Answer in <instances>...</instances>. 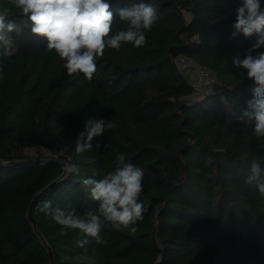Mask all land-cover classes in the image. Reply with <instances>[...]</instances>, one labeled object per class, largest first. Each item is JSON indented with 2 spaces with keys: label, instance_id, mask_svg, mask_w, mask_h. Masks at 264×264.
Returning <instances> with one entry per match:
<instances>
[{
  "label": "trees",
  "instance_id": "1",
  "mask_svg": "<svg viewBox=\"0 0 264 264\" xmlns=\"http://www.w3.org/2000/svg\"><path fill=\"white\" fill-rule=\"evenodd\" d=\"M139 2L110 0L114 13ZM144 2L159 16L146 45L106 49L91 81L68 76L12 9L21 31L6 33L13 54L0 56V264H51L47 243L55 264H264V198L246 183L253 159L264 175V138L243 115L256 85L232 63L255 42L232 36L243 0ZM127 27L117 16L113 34ZM182 54L217 74L213 90L197 95L176 65ZM89 119L114 127L77 153ZM33 149L49 156L36 161ZM117 149L144 170V218L135 233L106 226V244L79 248L83 234H65L37 206L95 209L80 181L112 170ZM37 194L36 228L27 215Z\"/></svg>",
  "mask_w": 264,
  "mask_h": 264
},
{
  "label": "clouds",
  "instance_id": "2",
  "mask_svg": "<svg viewBox=\"0 0 264 264\" xmlns=\"http://www.w3.org/2000/svg\"><path fill=\"white\" fill-rule=\"evenodd\" d=\"M10 7H0V56H11L12 37L6 35L19 33L16 19L10 18L12 9L16 10L20 22L30 29L32 35L47 41L49 52L63 61L68 76L82 75L91 81L96 75L97 61L106 49L119 51L122 45L131 44L136 48L146 45V32L159 20L156 8L140 0L131 6L119 7L115 13L110 0H7ZM127 22L126 30L113 34L116 17ZM232 36L243 34L245 38L255 37V42L247 50L243 59L233 58L232 63L246 72L248 80L254 82L253 98L247 101V111L243 113L252 124L256 138H264V6L261 0H243L237 8L236 21ZM37 121L39 117H36ZM111 121L89 119L85 121V131L75 141L77 153L89 151L94 137L102 136L113 128ZM86 138V139H85ZM99 147V145H97ZM246 158V157H245ZM79 172L77 165L68 169ZM251 174L246 183L254 185L258 195L264 198V175L260 163L253 159ZM144 170L129 161L127 154L116 150L115 167L101 175L99 179L83 178L80 182L97 207L88 210L82 217L75 207L63 209L53 207L50 200L42 201L37 211L61 226V230H79L83 239L76 245L85 248L89 238L98 244L107 241L101 235L106 226L116 231H137L136 225L144 218L145 205L141 200Z\"/></svg>",
  "mask_w": 264,
  "mask_h": 264
},
{
  "label": "built area",
  "instance_id": "3",
  "mask_svg": "<svg viewBox=\"0 0 264 264\" xmlns=\"http://www.w3.org/2000/svg\"><path fill=\"white\" fill-rule=\"evenodd\" d=\"M175 62L179 70L185 75L189 71L193 72L192 85L197 94L204 91H211L218 82L217 74L210 68L201 64L197 59L187 56L178 55ZM56 153V151H54Z\"/></svg>",
  "mask_w": 264,
  "mask_h": 264
},
{
  "label": "water",
  "instance_id": "4",
  "mask_svg": "<svg viewBox=\"0 0 264 264\" xmlns=\"http://www.w3.org/2000/svg\"><path fill=\"white\" fill-rule=\"evenodd\" d=\"M30 161H33V160H30ZM17 162H21V161H17ZM65 173H66V167H65V170H64L63 175H64ZM55 181H56V180H54L49 186L45 187L44 190H46V189H48L50 186H52L53 183H55ZM42 191H43V190H42ZM42 191H41V192H42ZM41 192H39V194H40ZM39 194H37V195L35 196V198L31 201V203H30V205H29L28 215H27L29 221H30V222H31L36 228H37V222H36L35 217H34V214H33V208H34V205H35V203H36V199H37V197H38ZM38 232H39V231H38ZM39 234H40L41 237L43 236L40 232H39ZM44 241L47 243L46 240H44ZM47 245H48V247H49L48 250H49V255H50L51 264H55L54 253H53V251H52V249L50 248V246H49L48 243H47Z\"/></svg>",
  "mask_w": 264,
  "mask_h": 264
},
{
  "label": "rangeland",
  "instance_id": "5",
  "mask_svg": "<svg viewBox=\"0 0 264 264\" xmlns=\"http://www.w3.org/2000/svg\"><path fill=\"white\" fill-rule=\"evenodd\" d=\"M185 76L187 77L188 80H190L191 83L193 82L194 79L191 78L193 76V72L192 71H189L187 74H185ZM207 92L208 91H204L203 93H201V95H205ZM27 151H28V153H30V155H32L35 158H41V156H43L41 159H35L36 161H39V160H42V159L44 160L46 157L49 156V152H46L43 155L38 156V154L36 152V149L27 150ZM57 156H59V154H57ZM65 165H66V168H67V163H65Z\"/></svg>",
  "mask_w": 264,
  "mask_h": 264
},
{
  "label": "crops",
  "instance_id": "6",
  "mask_svg": "<svg viewBox=\"0 0 264 264\" xmlns=\"http://www.w3.org/2000/svg\"><path fill=\"white\" fill-rule=\"evenodd\" d=\"M192 77H193V76H192ZM192 77H191V78H192ZM189 81H190V80H189Z\"/></svg>",
  "mask_w": 264,
  "mask_h": 264
}]
</instances>
